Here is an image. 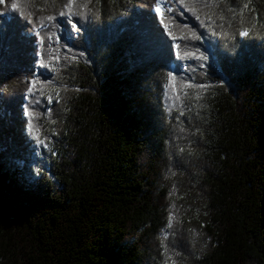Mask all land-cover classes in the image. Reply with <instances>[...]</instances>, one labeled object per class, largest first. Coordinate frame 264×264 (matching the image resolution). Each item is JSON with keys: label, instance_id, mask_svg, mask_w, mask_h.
I'll list each match as a JSON object with an SVG mask.
<instances>
[{"label": "trees", "instance_id": "trees-1", "mask_svg": "<svg viewBox=\"0 0 264 264\" xmlns=\"http://www.w3.org/2000/svg\"><path fill=\"white\" fill-rule=\"evenodd\" d=\"M164 1L0 0V264H264V0Z\"/></svg>", "mask_w": 264, "mask_h": 264}, {"label": "snow or ice", "instance_id": "snow-or-ice-1", "mask_svg": "<svg viewBox=\"0 0 264 264\" xmlns=\"http://www.w3.org/2000/svg\"><path fill=\"white\" fill-rule=\"evenodd\" d=\"M12 7L15 8L16 5L13 4ZM245 7H247V5H245ZM157 11H159V8H157ZM62 14H63V13H62ZM48 19H53V17H49ZM74 27H75V26H74ZM242 34H243V33H242ZM177 47H179V45H177ZM40 67H45L43 61L40 62ZM199 87H204V85H200ZM49 99H51V98H49ZM181 115H183V113H181ZM37 139H38V141H39V138H38V137H37ZM174 219H175L174 216H170V217H169V221H170V222L173 221ZM169 226H171V223L169 224Z\"/></svg>", "mask_w": 264, "mask_h": 264}, {"label": "rangeland", "instance_id": "rangeland-1", "mask_svg": "<svg viewBox=\"0 0 264 264\" xmlns=\"http://www.w3.org/2000/svg\"><path fill=\"white\" fill-rule=\"evenodd\" d=\"M164 5H165V1L164 0H160L159 7H157V8H159V11H157L158 13H160L163 10Z\"/></svg>", "mask_w": 264, "mask_h": 264}]
</instances>
